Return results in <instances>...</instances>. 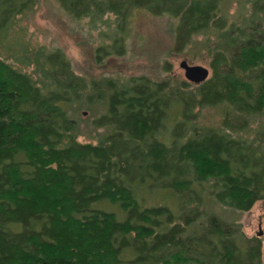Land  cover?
I'll return each mask as SVG.
<instances>
[{"label": "trees", "instance_id": "obj_1", "mask_svg": "<svg viewBox=\"0 0 264 264\" xmlns=\"http://www.w3.org/2000/svg\"><path fill=\"white\" fill-rule=\"evenodd\" d=\"M56 1L93 23L114 15L99 58L124 55L135 12L161 16L175 3ZM200 1L207 7L194 0L168 15L179 18L176 46L216 34L212 76L200 85L101 77L89 96L106 102L94 122L106 134L92 143L78 140L68 111L82 109L89 84L67 55L40 50L33 60L23 42L21 57L7 43L37 0H0V33L11 24L0 53V264H264V235L246 239L214 214L190 231L207 199L240 211L264 201V0H244L249 16L238 26L220 15L222 0ZM34 62L46 82L24 70ZM201 108H219V126L197 124Z\"/></svg>", "mask_w": 264, "mask_h": 264}, {"label": "rangeland", "instance_id": "obj_2", "mask_svg": "<svg viewBox=\"0 0 264 264\" xmlns=\"http://www.w3.org/2000/svg\"><path fill=\"white\" fill-rule=\"evenodd\" d=\"M158 1L161 2V0ZM198 1L203 7H207L203 1ZM173 2L175 3L170 9H158L164 11L161 16L150 15L144 10L135 12L130 28L126 30V36H124L126 44L124 55L119 58H99V48L109 42L110 28L115 26L114 15L108 14L102 20L93 23L88 18L77 19L67 14L56 0H37L29 11L17 18L10 34L11 24L6 23L3 26L0 33V53L6 56L9 49L8 44H12L11 53L19 54L23 49L19 44L21 42L25 44V50L29 51V57L32 55L33 60H35L34 55L40 50L63 51L69 58L74 71L85 77L89 84L82 99L84 103L81 106L82 109L78 108V105L68 108L70 115L78 122V140L96 143L98 138L106 134L104 128L94 125L96 118L106 112V102L103 98L93 105L94 93L96 94L97 91L93 89L92 84L101 77L120 76L126 79L130 76L145 75L155 81L169 80L177 85L183 81L187 82L184 70L180 67L184 60L190 65L208 68L212 76L211 57L208 53L211 48L215 47L216 41L218 42L216 34L202 32L192 37L188 45L185 43L187 41H184L176 46V29L179 18L169 16L168 13L174 14L179 6L185 4L187 8H190L194 0H174ZM244 4V0H222L219 13L225 17L229 26H238L247 19L250 9L248 4ZM7 33L9 34L8 44H3L1 35L6 36ZM24 52L22 50L20 57ZM24 70L31 73L35 80L46 82L36 62L25 67ZM196 112L197 124L210 127L219 126L221 119L219 108H201ZM258 125L256 123L248 130L250 139ZM154 194L168 203H178L177 198L166 190H157ZM202 211L203 216L192 225L191 232L206 224L209 220L208 215L214 214L218 219L228 223L232 222L240 227L246 239L263 238L257 234L264 232V201L257 202L249 211H240L216 203L213 199H207L202 206ZM174 214L177 215V209ZM262 253L264 263V241Z\"/></svg>", "mask_w": 264, "mask_h": 264}, {"label": "water", "instance_id": "obj_3", "mask_svg": "<svg viewBox=\"0 0 264 264\" xmlns=\"http://www.w3.org/2000/svg\"><path fill=\"white\" fill-rule=\"evenodd\" d=\"M180 67L184 70L186 80L194 85H200L210 77V70L204 66L190 65L184 60L181 62ZM257 235L262 237L264 232L261 231Z\"/></svg>", "mask_w": 264, "mask_h": 264}]
</instances>
